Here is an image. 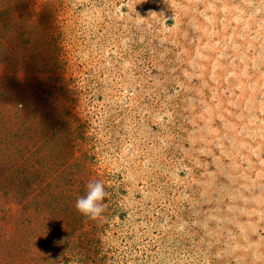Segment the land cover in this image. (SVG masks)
Instances as JSON below:
<instances>
[{
    "label": "rangeland",
    "instance_id": "374dc122",
    "mask_svg": "<svg viewBox=\"0 0 264 264\" xmlns=\"http://www.w3.org/2000/svg\"><path fill=\"white\" fill-rule=\"evenodd\" d=\"M13 5L34 46L0 68V264H264V0ZM27 96L39 153L6 117ZM41 189L56 218L28 251Z\"/></svg>",
    "mask_w": 264,
    "mask_h": 264
},
{
    "label": "trees",
    "instance_id": "16d2710c",
    "mask_svg": "<svg viewBox=\"0 0 264 264\" xmlns=\"http://www.w3.org/2000/svg\"><path fill=\"white\" fill-rule=\"evenodd\" d=\"M15 1L16 0H0V68L5 70L6 72H11L14 69H16V72H18L20 69L26 70L28 67V60L27 58H25V56L23 57L21 55V52L22 50H26L27 48L33 49L34 46V44L29 39V36L33 33L31 31H33V23H35V21L31 20V18L27 16V13L23 9L16 10L13 5ZM19 35H27L28 38H23V40L20 39ZM29 103V96L25 97L24 102L21 100L14 101L13 103H10L9 106L8 103H6V117H10L11 122H20L25 130L24 134L23 131L17 129V134L14 135V137H16V141H18L19 144H21V140L25 142V138L22 139V137L27 135L28 141L31 143H35L34 147H37V150L35 151L39 153V149L41 146L39 140H34L30 137V135L33 137H37V133L32 126L33 121H36V114L35 116L32 115L34 110L30 109ZM21 120H27L29 122H27L24 126V123L21 122ZM39 123L40 122L38 121V124ZM19 132L21 133L19 134ZM29 151L27 150L25 153H23L22 157H20L19 159L24 158V161L33 162L34 158L32 157V152ZM45 156L46 159H49L50 157L48 154H46L43 155V158ZM38 163H40V161ZM27 175L28 178L33 177L32 172H28ZM19 184L20 182L18 179H16V176L15 180H9V191ZM37 190H39V187L37 188ZM45 194L47 200H42V197ZM48 196L49 195L47 193H44L43 189H41L39 191V194L35 198L36 204L38 203L40 207L32 208L33 206H30L28 202L22 207L21 215H25L30 218V222H32V226L35 228L34 234L32 235V241H30V243L26 245L28 251H30V249H34L32 246L34 245L36 235L39 233L37 229L39 228L40 223L44 224L47 223V221L52 222L51 219L55 220L56 218L54 216L55 211L52 207L50 196Z\"/></svg>",
    "mask_w": 264,
    "mask_h": 264
},
{
    "label": "clouds",
    "instance_id": "9594fccd",
    "mask_svg": "<svg viewBox=\"0 0 264 264\" xmlns=\"http://www.w3.org/2000/svg\"><path fill=\"white\" fill-rule=\"evenodd\" d=\"M107 195L101 182L89 181L86 185V193L77 198L75 207L85 217L96 220L104 211V205L101 202Z\"/></svg>",
    "mask_w": 264,
    "mask_h": 264
}]
</instances>
